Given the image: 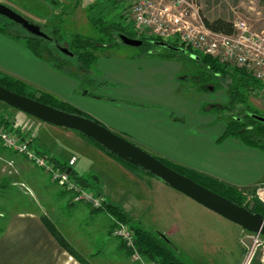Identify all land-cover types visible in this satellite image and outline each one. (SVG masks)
<instances>
[{"label": "crops", "instance_id": "1", "mask_svg": "<svg viewBox=\"0 0 264 264\" xmlns=\"http://www.w3.org/2000/svg\"><path fill=\"white\" fill-rule=\"evenodd\" d=\"M152 52L154 51H147L137 60L124 58L108 63L101 60L105 63L100 66L106 71V76L97 73L98 76L90 78L96 80L97 84L104 80L108 86L103 87L105 90L102 94L100 85H96L99 86L96 97L90 96V91L94 87L88 89L89 91L83 87L87 86L84 83L91 82L90 79L83 78L86 74L84 67L77 68L79 70L75 73L77 78L61 73L48 63L36 59L25 45L0 33V73L80 109L109 126L113 131L132 138L137 144L154 149L162 158L247 192V199H250L252 193L259 196V191L264 189V152L245 145L237 137L222 139L227 131V123L222 117L215 114L217 112H214L210 106L201 107L193 100L194 94L189 98L184 96L180 82L183 83L188 76H180L182 63L173 58L153 56ZM95 66L98 70L97 64ZM88 73L90 75L92 70L90 69ZM79 75L82 78L78 79ZM179 88L182 92H179ZM147 106L151 108L148 109ZM3 109L4 107L0 106L1 115ZM13 117L19 118L16 114ZM20 128L21 133L32 137L33 143L36 144L37 138H34V135L24 133L29 126L24 124ZM92 145L83 141L80 147L85 153L94 150ZM97 151V153L91 152L92 157L89 156L100 159L99 161L106 160L110 165V172L121 178H116L118 185L110 190L102 182L100 175L94 174L92 176L94 180L91 178V181L94 182L97 190L93 192L90 187L86 189L104 201L122 207L135 222L139 223V212L147 210L143 187L145 189L151 187V180L158 184V188L166 184L143 170L130 171L122 163L100 150ZM46 153L56 157L55 153L51 154L47 151ZM0 154L3 157L7 154L15 158L20 173L14 175L15 177L12 175V178L21 177L24 172L31 177L30 183L36 197L34 200L43 211L42 215L27 211L11 216L3 233L0 234V264H84L57 242L45 225L43 217L54 224L70 246L88 264H145L144 257L139 259L131 257L121 248L120 241L112 233L115 220L108 211L103 210V207L93 209L88 203L75 202L72 194L59 189L63 196L64 194L70 196L67 202L64 197H59V194L52 192L45 184L35 182L40 178V174L36 172L33 174L26 162L20 160L18 156L9 152L5 155ZM73 156L77 157V163L73 167L77 176L90 179V176L84 175L85 172L79 173L77 170L79 156L75 153L70 155V158ZM65 159L64 161L68 160ZM126 176L129 177V182ZM132 176H135V181H139L137 183L133 181V184L130 179ZM18 181L17 179L15 184ZM117 194L121 195L120 201L116 197ZM131 194L137 196L135 201L128 198ZM60 204L69 207L72 213L67 216L64 209V213L61 212ZM85 223L95 229L96 234L101 238L107 237L110 243L103 248H95L93 243L86 247L84 242L86 233L81 229ZM235 225L237 235L241 236L243 228ZM240 249L242 254L238 256L236 264H241L243 260L244 250L241 245ZM114 254H118V257L115 258ZM146 262L155 264L147 259Z\"/></svg>", "mask_w": 264, "mask_h": 264}, {"label": "rangeland", "instance_id": "2", "mask_svg": "<svg viewBox=\"0 0 264 264\" xmlns=\"http://www.w3.org/2000/svg\"><path fill=\"white\" fill-rule=\"evenodd\" d=\"M187 2H190L193 7L189 9V12L195 9L197 11V18L200 22H203L204 19L213 21L221 18L234 23L241 19L246 21L256 31L264 30V0H187ZM0 3L14 10L16 13L26 18L30 23L39 26L42 31L49 36L53 35V27L61 25L60 34L63 37V41L59 44H51V47L57 53H59L56 49L57 45L70 48L69 44L73 35H80L92 42H96L97 40L102 45H109L110 40H113L118 34L113 33L110 37L106 35V33H102L92 22L95 18L105 19L108 25L115 22H122L123 25L126 26V29L128 28L130 32H133L132 25H129L130 17L126 21L125 17L122 16L124 15L126 4L119 0H0ZM8 22L9 20L7 18L0 15V24H7ZM13 29L25 36L28 35V32L19 25H14ZM16 41L25 45V40ZM117 42H119V39H117ZM153 47L161 51L165 50L159 47ZM146 52L147 47L145 46L130 47L123 43L111 47L100 48L99 51L94 54L97 56L98 60L91 68L92 73L89 75L88 71H86L83 77L84 79H90L91 82L89 84L84 83V85L87 86L83 87L87 90H91V88L94 87L93 90L90 91V96L98 97L96 94L99 91V86L96 85H100V92L103 94L105 90L103 87L108 86V83L101 80V82L97 84V81L92 80L90 77L98 76V74L106 76V71L100 66H103L104 63H102L101 60H104L105 63L124 58L127 60H137L141 55H145ZM152 53H154L153 56L163 57L159 55V52ZM31 54L34 56L32 52ZM34 57L38 59L36 56ZM63 58L70 61L76 68L80 66L83 67L82 62L77 56L70 58L67 55H63ZM173 59H177L182 63V71L179 72L181 74L180 76H188V79H184L183 83L180 82L184 90V96L189 98L194 94L195 97H193V100L197 101L201 107H212L211 109L217 112L215 114L220 115L227 125L230 120H233V117L240 116L242 118H247V115L250 116V112L264 117V88L261 90L255 89L258 96H251L252 94L249 95L248 89L241 88L240 90L246 96V102L239 103L234 101L227 92V90L231 89L234 85L230 77L218 78L210 71L206 70V67L201 65L200 62L187 58L184 54H178V56ZM96 64L98 70H96ZM230 66L237 67L234 65ZM80 78L82 77L79 75L78 79ZM30 90L36 92L34 89ZM179 92H182L181 88H179ZM0 106L4 107L3 111H1L3 116L6 117L8 121L14 122L16 128H20V126L24 124L29 126L27 131H24V129H22V131H24V133L28 132L30 135H34V138H37L36 146L39 150L47 151L51 154L55 153L56 158L62 161L66 160L65 158L70 160V155L72 154H78L79 163L77 164V170H79L80 174L85 172L84 175L90 176V179H88L92 185L90 190L93 192L97 190L94 182L91 181L92 179L94 180V177H92L94 174L95 176L100 175L102 182L107 185L110 190L117 187L118 181L116 178L121 177L110 172L109 163L106 160L99 161V158V160L91 158V152L97 153V150L100 149L95 148L94 145H92L94 146L93 151L84 153L81 149L80 146L83 141L91 143L88 138L67 128L57 127L31 116H27L25 113L17 111L1 101ZM134 106L136 105L134 104ZM218 107L223 108L218 109ZM147 108L150 109L151 107L147 106ZM14 114L18 115L19 118H14ZM105 126L109 128V126ZM113 132L117 133L116 131ZM117 134L125 137L129 142L137 145L154 157L162 158L154 149L139 145L135 140L122 135L120 132ZM5 154L6 153H4V155ZM18 158L26 162L23 158L19 156ZM7 161H12L13 166L5 168L7 166ZM46 162L51 164L48 159H46ZM26 164L33 174L35 172L40 174V178L35 182L45 184L52 192L54 191V193L59 194V197H64L68 202L70 196L66 194L63 196L61 192L63 189L52 181L50 174L46 173L44 169L35 164H30L28 162H26ZM106 165H108V167H106ZM123 165L130 171L136 169L126 164ZM74 166L71 167L69 165L71 170ZM2 168L6 170L0 171V186L5 185V187H0V234L3 233L6 223L14 214L27 211L43 214L42 209L37 206V202L34 200L36 197L32 189V184L30 183L31 177L24 172L21 177H18L19 181L15 184L16 178H12V175L15 177L17 173H20L15 158L7 154L3 157L0 154V170ZM134 177L135 176H132V178H130L132 179V183L136 180ZM128 179L129 177H127V182H129ZM138 181L139 180L135 182L137 183ZM22 183L25 185H21ZM151 183V187L148 186L146 189L143 187V195H145L147 202L145 203L143 200L142 202L145 203L147 210H145V212H139L138 214V222L142 224V226L148 228V230L153 233H162L165 236L168 235L176 255L183 264H236L238 256L241 255L242 252L239 245L240 236L237 235V226L235 223L224 220L221 218L222 216L166 185L158 188L156 182L151 180ZM136 187L138 186L136 185ZM116 197L120 201L121 195L117 194ZM249 197L250 199H247L245 196L244 201L245 203L250 202V207L253 205L254 200L261 202L259 196H256V194L252 193ZM128 198L135 201L137 196L131 194ZM63 205L64 204H60V210L62 209L61 212L64 213V209L66 211L65 214L67 216L70 215L72 210H70L69 207H64L66 205ZM118 223L119 229H121L122 226L128 227L121 222ZM81 229L86 233V239L84 241L86 247H89L88 244L93 243L95 248H103L110 243V241H107V237L101 238L96 234L95 229L88 227V223H85ZM171 229H173L174 232ZM114 257L117 258L118 254H114ZM143 261H145V264H149L146 262V259ZM255 264L264 263L258 259Z\"/></svg>", "mask_w": 264, "mask_h": 264}, {"label": "trees", "instance_id": "3", "mask_svg": "<svg viewBox=\"0 0 264 264\" xmlns=\"http://www.w3.org/2000/svg\"><path fill=\"white\" fill-rule=\"evenodd\" d=\"M92 22L95 26L99 28V30L102 33H106V35L110 37L112 36L113 33L115 34L117 33L118 36L116 37L117 39H119V42H117L116 37H114L113 40H110V44L106 46V45H102L97 40L96 42H92L89 39L84 38L80 35H73L72 40L69 44L70 45L69 50L73 52L75 56L78 57V59H80V61L83 64L84 70L86 71H89L92 68L94 62L97 60V56L94 54H96V52H98L100 48L111 47L114 45H119V43H122L119 38L120 34H124L128 37L137 39L135 32L134 31L130 32L128 28L126 29V26H124L122 22H115V23H111L108 25L107 21L103 18H95ZM203 22L205 26L211 29L212 31L221 32L225 34L234 33L233 23L225 19L219 18L213 21L204 19ZM14 25H17V24H15L14 22H11L10 20L7 24L6 23L0 24V33L14 40H25L26 47L38 59H41L51 64L55 70L61 73L67 74L72 77H76L75 73L79 72V70L76 67H74L71 63H68L63 58L64 54L61 53L58 50V48L56 49L59 53H57L51 47L52 43L59 44L61 41H63V37L60 34L61 25H58L57 27H53L52 29L53 35L50 36L52 40L50 41L45 40L43 38L31 36L30 34L25 36L21 34L20 32L15 31L13 29ZM140 40L144 41L143 46L147 47V51L149 50L155 51V52L158 51L159 55L163 56L164 58H175L178 56V54H181V53H176V52H172L168 50L161 51L160 49L154 48L152 45V42L160 41V39L158 38L142 37L140 38ZM173 46L184 48L186 50V54L184 55H186L187 58L192 59L191 57L193 55L197 56L199 60H194V59L192 60L200 62L201 65L206 67V70L210 71L216 77L218 78L219 77H230L232 81L234 82V85L231 89H228L227 92L230 94L231 98L236 102H239V103L246 102V96L240 90L241 88L248 89L249 95L252 94L251 96L253 95L258 96L255 89H260V90L263 89L260 82L257 81L254 77H252L244 68L231 67L230 65L220 63L217 59H214L210 56H205L199 53H194L190 48L185 47L184 45H180L178 43L173 44ZM152 48H154L155 50H152ZM0 86L14 93L37 100L43 104L52 106L59 110H62V111H65L71 114L83 116L85 118L99 122L98 120H96L89 114L81 111L80 109L74 106H71L67 103L58 101L57 99L53 98L49 94L37 92V91L36 92L31 91L30 89L32 88H30L26 83L18 79H15L13 77L1 74V73H0ZM220 108H223V107H220ZM220 108L218 107V109ZM0 120L3 122L5 127L13 129L16 133H19V134L21 133V128H16V124L14 122L12 123V121H8V119L4 117L3 115H0ZM21 135H23V137H26V138H32L30 136H25L24 134H21ZM82 136H84L85 138H88L85 135H82ZM231 136L239 138L245 145L249 147L257 148L261 151H264V125L254 120L251 116L247 115V118H242L240 116L233 117V120L229 121L227 125V131L225 135L222 137V139L231 137ZM88 139L91 141V143L96 148L100 149L102 152H104L109 157H112L113 159L118 160L123 164H126L136 169L142 170L140 167L135 166L129 163L128 161L123 160L119 158L118 156L114 155L113 153L109 152L102 145L92 140L91 138H88ZM29 146L32 148V150L36 153L37 156L48 159L57 170L67 172L70 169L69 167L70 160L62 161L56 157L49 156L46 153V151L39 150L36 144L33 143V140H31V142L29 143ZM7 152L12 153L15 156H19L23 158L26 162L35 164L34 162L30 161L25 155H20L15 152H12L11 150L4 147L3 144L0 142V153H7ZM157 159H159L162 163H164L166 166H168L172 170L192 179L193 181L207 188L208 190L232 201L233 203L239 206H244L245 208L251 210L254 213H260L261 215L264 216V204L262 202L254 200L253 205L250 207L249 206L250 203L249 202L245 203L244 201L245 196H246L244 191L231 187L225 184L224 182L219 181L218 179H215L203 173L197 172L185 166L179 165L168 159H165V158H157ZM5 168H2L0 171H3V169ZM45 172L47 173L46 170ZM145 172L153 176L150 172H147V171ZM70 175L82 187H85V188L91 187L90 181H88L87 178H84L82 176H77L73 168H72ZM17 179L18 178H16V180ZM0 187H5V185H1ZM103 210L108 211L115 220V225L113 227V232H112L113 234L115 233V230L117 229L119 225L118 222H121L123 225H127L129 227V230L135 237V251L137 252V254H139L140 258L144 257L148 261L154 262L155 264H183V262L176 255L175 250L172 246V243L167 236H165L162 233L159 234V233H153L149 231L148 228H145L141 224L135 222L134 219L131 218L129 214H127L123 210V208L120 206L104 201ZM43 220L48 230L51 232V234L55 237L57 242L65 250H67L73 257H75L80 262L84 264H88L87 261L76 250H74L70 246V244L60 234V232L57 230V228L54 226L53 223H51L48 219H44V217H43ZM115 237L120 241L121 248L125 249L127 253L129 254V256L134 257L136 252L133 251L132 249L127 248L120 238H118L117 236Z\"/></svg>", "mask_w": 264, "mask_h": 264}, {"label": "built area", "instance_id": "4", "mask_svg": "<svg viewBox=\"0 0 264 264\" xmlns=\"http://www.w3.org/2000/svg\"><path fill=\"white\" fill-rule=\"evenodd\" d=\"M124 2L125 20L130 19L137 39L152 37L160 41L184 45L194 53L210 56L220 63L234 65L246 71L260 82L264 88V30H254L246 21L237 20L233 23L234 33L225 34L207 28L197 18V11L187 0H119ZM5 127L0 120V142L4 147L20 155H25L30 161L44 168L51 179L60 188L74 196L75 202H85L93 209H100L104 201L90 190L83 188L69 173L57 170L46 162V158L37 156L29 146L31 140ZM73 156L69 165L76 164ZM7 167L13 166L7 161ZM4 170V169H3ZM6 170V169H5ZM259 198L264 204V189L259 191ZM127 248L135 251V237L129 227L119 225L114 233ZM244 250L241 264H254L258 259L264 263V236L247 230L242 231L239 239ZM136 252V251H135ZM134 257L139 259V254Z\"/></svg>", "mask_w": 264, "mask_h": 264}, {"label": "water", "instance_id": "5", "mask_svg": "<svg viewBox=\"0 0 264 264\" xmlns=\"http://www.w3.org/2000/svg\"><path fill=\"white\" fill-rule=\"evenodd\" d=\"M0 15L19 25L31 36L49 41L52 40V38L43 32L39 26L30 23L26 18L2 3H0ZM119 38L124 45L130 47H141L144 44L143 40L134 39L124 34H120ZM152 45L168 51L186 54L184 48L175 47L163 41H153ZM57 48L64 55L69 57L75 56L69 48L60 45H57ZM191 58L199 60V58L194 55ZM0 101L42 122L57 127L67 128L91 138L109 152L140 167L144 171L150 172L167 186L186 195L223 218L239 225L244 230L253 233H260L264 236L263 215L260 213H254L244 206H239L201 186L192 179L172 170L159 159L113 132L102 123L59 110L37 100L14 93L2 86H0ZM249 115L254 120L264 125V117L254 113H249ZM71 171L72 170L69 169L67 173H71Z\"/></svg>", "mask_w": 264, "mask_h": 264}, {"label": "flooded vegetation", "instance_id": "6", "mask_svg": "<svg viewBox=\"0 0 264 264\" xmlns=\"http://www.w3.org/2000/svg\"><path fill=\"white\" fill-rule=\"evenodd\" d=\"M152 50H155L154 48H152ZM155 52V51H154ZM158 52V51H157Z\"/></svg>", "mask_w": 264, "mask_h": 264}]
</instances>
